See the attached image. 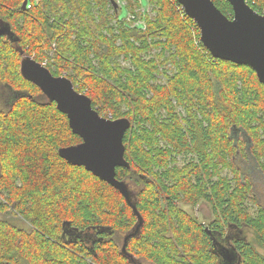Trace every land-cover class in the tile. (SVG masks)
<instances>
[{"label": "trees", "instance_id": "obj_1", "mask_svg": "<svg viewBox=\"0 0 264 264\" xmlns=\"http://www.w3.org/2000/svg\"><path fill=\"white\" fill-rule=\"evenodd\" d=\"M212 1L232 18L227 0ZM245 1L264 14V0ZM22 2L0 0L11 30L0 37V264H129L121 238L137 219L115 187L59 156L81 137L23 77V55L66 72L100 115L131 120L129 166L116 178L133 186L143 223L126 250L153 264H216L209 230L241 228L252 235L235 239L241 264H264V192L250 173L255 165L264 176V83L254 69L214 58L177 0ZM201 202L208 223L193 213ZM63 224L99 230L93 253L64 244Z\"/></svg>", "mask_w": 264, "mask_h": 264}, {"label": "water", "instance_id": "obj_2", "mask_svg": "<svg viewBox=\"0 0 264 264\" xmlns=\"http://www.w3.org/2000/svg\"><path fill=\"white\" fill-rule=\"evenodd\" d=\"M177 1L198 26L200 40L214 58L249 65L258 80L264 83V14L255 11L245 0H227L233 8L232 18L223 14L212 0ZM26 4L27 0H23L21 8L24 9ZM2 35L11 37L6 24L0 26V37ZM20 72L35 83L49 101L56 103L57 109L67 116L72 132L81 137L77 144L59 147V156L70 164L83 166L115 187L136 215L134 231L124 238V251L127 240L143 223L128 183L116 178L118 166H129L124 157L123 137L131 126L130 119H110L100 115L92 107L90 97L78 92L68 77L53 75L32 56L23 55Z\"/></svg>", "mask_w": 264, "mask_h": 264}, {"label": "flooded vegetation", "instance_id": "obj_3", "mask_svg": "<svg viewBox=\"0 0 264 264\" xmlns=\"http://www.w3.org/2000/svg\"><path fill=\"white\" fill-rule=\"evenodd\" d=\"M1 25L2 23H0V26ZM129 189L131 190L130 186ZM136 222L137 219L127 232L122 233V238H121L122 244L120 245V251L122 255L126 257L129 264H153L147 260L140 258L135 252L126 250V245H125V250L124 251L122 250L124 244V238L128 233L134 231ZM205 229H208V225H205ZM61 230L62 231L60 237L64 244L70 241L73 242L79 241L80 243H83L85 245V247L90 253H93V246L95 242L101 241L102 238L100 236L98 238L94 236V234L96 235L97 233H99V230H95V229H90L88 231L90 235H87V233L85 232L84 235H82V233L74 232L72 229L68 228L63 224ZM138 232L136 234H138ZM208 235L210 238V244H209L210 254L212 255L213 258H215L216 264L242 263V256L241 254H239V251L236 249L235 239H239V242L242 244L245 242L246 238L252 237L251 233L245 234L241 228H238L237 230L235 228L230 229V227H228V230L225 233H221V232L215 233L209 230ZM260 250L262 251V253H264V249H260Z\"/></svg>", "mask_w": 264, "mask_h": 264}, {"label": "rangeland", "instance_id": "obj_4", "mask_svg": "<svg viewBox=\"0 0 264 264\" xmlns=\"http://www.w3.org/2000/svg\"><path fill=\"white\" fill-rule=\"evenodd\" d=\"M142 1L144 2V0H142ZM120 15L126 17V11L124 10V8L121 9ZM132 17H133V15L129 16V19H132ZM53 46H54V44H53ZM43 63H45V62H43ZM65 76L67 77L66 72H65ZM106 118H110V116H108ZM130 128H131V126H130ZM250 173H251L252 180L255 182V185L257 187V190L259 192L263 193L264 192V176L255 167V165H250ZM132 187L133 186H130V188H132ZM182 206L185 209H187L188 211H192L191 208L188 207L187 205H182ZM193 213L199 218V220H201L203 222H206V223L209 222L212 219L211 208L205 202L199 203L198 206L193 210ZM5 216L6 217H11V220L16 225L21 226V227H24V228H29V224L25 220H23L22 218L17 217V216H14V215H12L10 213H6Z\"/></svg>", "mask_w": 264, "mask_h": 264}]
</instances>
